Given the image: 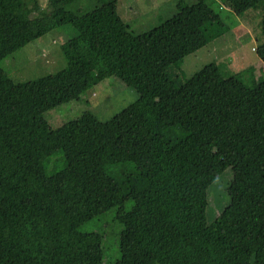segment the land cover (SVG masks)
Here are the masks:
<instances>
[{
  "label": "trees",
  "instance_id": "16d2710c",
  "mask_svg": "<svg viewBox=\"0 0 264 264\" xmlns=\"http://www.w3.org/2000/svg\"><path fill=\"white\" fill-rule=\"evenodd\" d=\"M77 1L0 0V61L56 27L77 31L54 73L16 82L0 65V264H102V233L80 227L115 207L112 264H264V71L254 86L214 61L182 77L187 55L229 31L212 0H177L140 34L118 0L70 9ZM261 1L223 0L235 15ZM261 34L264 63V17ZM109 76L138 98L107 121L86 110L50 127L48 109ZM227 167L228 203L208 220Z\"/></svg>",
  "mask_w": 264,
  "mask_h": 264
},
{
  "label": "rangeland",
  "instance_id": "374dc122",
  "mask_svg": "<svg viewBox=\"0 0 264 264\" xmlns=\"http://www.w3.org/2000/svg\"><path fill=\"white\" fill-rule=\"evenodd\" d=\"M170 1L172 0H121L122 6H119L117 10L119 16L127 24L129 31L134 34H140L156 27L161 21L176 12L175 7L170 8V4L172 3ZM185 1L189 4L195 2V0ZM37 2L41 8L46 7L47 0H37ZM162 3H165L166 9L169 7L168 11L161 8ZM210 3L214 9L219 11L229 31L225 34L221 43L208 55L210 57H200L194 64L190 63L194 54H190L183 59L180 71L184 78L190 77L204 64L209 63L211 59L216 58L220 61V64L223 63L229 66L230 61L224 62L219 60L218 55L226 47H239L241 50H246L248 53L254 55L255 52L252 48L257 47L261 42V21L264 17V0L240 15L233 14L225 6L223 0H212ZM95 5H97V0H79L71 4L69 8L87 11ZM239 24L249 27L248 32L241 31ZM70 28L75 32H72ZM75 33H77L76 29L69 24L56 27L44 36L27 43L19 50L4 57L0 61V65L16 82L54 73L65 66V59L60 45L68 38L73 37ZM39 42L44 43V48L37 45ZM243 64L232 63L229 66L231 73L242 72L241 70L238 71V68ZM222 74L227 77V74H224L223 70ZM251 85L254 86L256 83ZM138 96V92L133 87L126 85L116 76H109L86 90L77 99L48 109L44 113V116L52 128H56L65 121L78 117L86 110L94 113L99 120L107 121L128 104L134 102ZM61 156V150L56 151L50 156L49 161L46 162V171L48 173L50 170H53V164H55L54 170L61 168ZM231 177V168L227 167L210 185L208 191L209 203L206 208L208 220L214 219L217 213L228 203L227 186ZM131 205L132 201L129 200L125 203L124 207L128 210L131 208ZM115 213L116 207L111 208L105 213L85 222L80 227L83 232L95 231L102 233V264H112L120 257L118 244L121 226L114 220Z\"/></svg>",
  "mask_w": 264,
  "mask_h": 264
},
{
  "label": "crops",
  "instance_id": "0c3cea01",
  "mask_svg": "<svg viewBox=\"0 0 264 264\" xmlns=\"http://www.w3.org/2000/svg\"><path fill=\"white\" fill-rule=\"evenodd\" d=\"M120 1L121 0H118L117 9H119V6L120 7L122 6ZM170 2H172L170 4V8L175 7L176 0H172ZM125 8H126V6H125ZM161 8L165 9L166 11L169 10V7H168V9L165 8V3H162ZM239 26L241 27L240 28L241 31H243L245 33L248 32L249 27H245L243 25L241 26V24H239ZM70 29L72 32H75L74 30H72V28H70ZM226 33H224L222 36L218 37L217 39L209 42L208 44L204 45L203 47H201L198 50L191 53V54H194V56L192 57V60H190V63L194 64L195 61L199 60L200 57H204V56L207 57L211 53V51L214 50L215 47L217 45H219V43H221V41L223 40V37L225 36ZM75 35H76V33H75ZM53 43H55V42H53ZM37 45L44 48L43 42H39ZM252 50L255 52V48H252ZM218 55L220 58L219 60H222L224 62L230 61L229 66L232 65V63H237L238 65H240V63H244L243 65L239 66L238 71H240V70L243 71L244 79H245L247 84L257 83L258 81H260V79L263 76L264 63L258 58L256 53L253 55L251 53H248L246 50H241V48H239V47H237V48L226 47V48L222 49ZM208 57H210V56H208ZM212 61L217 63L221 75H223L222 70H223L224 74H227V76L234 74V73H231V69L227 64H223V63L220 64V61H218V59H216V58L211 59V61H209V62H212Z\"/></svg>",
  "mask_w": 264,
  "mask_h": 264
}]
</instances>
